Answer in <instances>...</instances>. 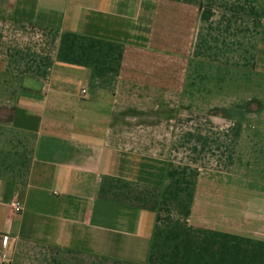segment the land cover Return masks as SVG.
I'll return each mask as SVG.
<instances>
[{
  "label": "crops",
  "instance_id": "crops-1",
  "mask_svg": "<svg viewBox=\"0 0 264 264\" xmlns=\"http://www.w3.org/2000/svg\"><path fill=\"white\" fill-rule=\"evenodd\" d=\"M0 264H264V0H0Z\"/></svg>",
  "mask_w": 264,
  "mask_h": 264
},
{
  "label": "built area",
  "instance_id": "built-area-1",
  "mask_svg": "<svg viewBox=\"0 0 264 264\" xmlns=\"http://www.w3.org/2000/svg\"><path fill=\"white\" fill-rule=\"evenodd\" d=\"M81 95L86 96V90L85 89L81 90ZM11 209H12L13 213L19 214L22 211V206H21V204L18 201H13L11 203ZM3 240H4L5 243L11 242V238L10 237H4Z\"/></svg>",
  "mask_w": 264,
  "mask_h": 264
}]
</instances>
